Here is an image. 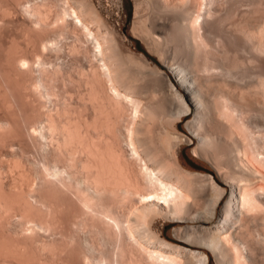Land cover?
I'll use <instances>...</instances> for the list:
<instances>
[{
    "label": "bare ground",
    "instance_id": "6f19581e",
    "mask_svg": "<svg viewBox=\"0 0 264 264\" xmlns=\"http://www.w3.org/2000/svg\"><path fill=\"white\" fill-rule=\"evenodd\" d=\"M38 1L39 0H37V2L33 1L34 3L31 2V4L29 2V5L27 4L28 9L26 10H28V14L31 18L34 17L35 20L43 23L46 22L48 16H50L48 15L49 8L45 4L47 0L45 2L43 0L41 3ZM61 1L62 14H60V18L63 19V23L66 22V20H70L73 28H79L86 36L91 37L96 43L95 45L98 48L97 55H99L100 61L102 62L99 67H92L93 69H89V72L83 70L79 72L81 84H84L86 89V105H88L87 107L90 109V114L86 113L83 109L84 113H86V115L84 114L85 116L83 115V118L80 116L73 117L69 114V110L64 109L63 112H61V110L57 111L58 116L65 115H61L62 113H66L67 116L69 114V116L62 122L60 117L59 124L55 122L52 114H50L51 116L48 114L49 120L47 119L49 121V123H47L48 132L53 135L54 133L60 134V139L55 140V147H57L56 149L59 154L68 157L72 167H79L81 169L80 171L84 173L83 181L81 180L79 184L80 188L77 189L78 191H75L78 192V195L74 193L76 194L74 195L75 197H79L82 210L85 214L84 218L80 220L82 225L87 226L85 225L87 224L85 223L87 220L88 223L90 221L93 224L95 223L94 228L96 227L97 229H91V233L95 231L98 233L104 230L106 232L109 231L110 234L112 229V232L115 230L114 233L121 237L122 232L125 231L127 234L126 237L130 240L129 242H131L130 244H132L133 249H131V245L128 246L130 249L126 247L122 248V246L119 247V250H116V252L119 251V255L117 258L115 257L118 264H206L207 254L204 251L172 243L153 231L151 225L152 221L170 218L181 219L188 223L184 228L181 226L184 230L183 236H185L187 240L207 245L217 256L220 255L222 259L224 256L228 261V263L226 262L227 264H244L243 259L245 256L243 255L244 252L241 250V246L243 245H239L238 241H236L237 239L235 236L238 233L235 231L237 234L233 235V227L231 229L229 224L233 218L236 219L237 217H241L238 214V210L240 208L243 210V207H246L248 202H250L249 206H247L248 209L249 207L252 209L260 207L259 204L262 203V198L264 197L262 196L261 198L260 195V199L259 196L255 195H257L256 188L259 189V187L263 188L264 186V173L259 171V169L253 168L252 164L249 162V156H253L255 159L257 149L260 148H257L259 146L256 147L257 149L250 147V144L253 143L247 141V133L246 137L245 135L242 137L240 136L241 133L239 134L235 116L236 112H240L239 114L247 113V110H249L251 106L249 105L248 107L247 105V99L250 97H252L251 99L254 98L259 108L264 107V77L257 76L258 78L254 83L252 82L250 86H248V84L247 87L243 86L244 88H241L242 86H231L228 85V83H217L209 88H212L211 93H207L209 91V89L207 90L208 86L206 89L203 87L207 90V92L203 93L202 87L199 85L202 83H199L197 80L198 84L195 80L196 78L188 76L189 74L184 67L174 63V61H166L162 63V65L168 68V71L174 75L176 85L171 81L166 72H161L164 74L163 76L167 78L168 90L172 92V95L176 94L178 99L181 100L180 102H182L183 107L180 106L182 109H180L181 107H173L170 103V105H168V102H165L168 101L164 98L165 95H163L164 97L162 98L165 99L164 102L160 104L144 101L145 99L142 101L143 96L141 97L140 95L141 88H134L131 82L126 80V78L124 80L121 71L123 68L121 64L124 63L122 62L121 51L119 52L118 45L108 31L109 29H106L105 22H103L96 9L87 0ZM158 1L166 10L171 9L176 12L184 11L185 14L188 13L186 14L187 16L192 13L193 17H190V19L192 18L191 21L187 19V16H182L180 22H178L179 25L185 30H188L189 33L196 27L195 24L198 23L197 19L203 15L200 11L202 8V0H199L198 5L194 4L195 6L197 5L196 9L193 6L195 11L192 10V0ZM11 2L21 4V0H13ZM5 10L6 9H4V11ZM1 11H3V9H1ZM194 12H196V14ZM182 14L183 13H181V15ZM202 21L204 22V20ZM198 25H201V23H198L197 26ZM25 32L27 35H24L28 36V32ZM242 32L246 35L244 36L245 39L251 42L250 48H252L253 51L258 55L259 53H264V21L259 25L253 26L252 29H242ZM251 32L257 35L254 34V36H251ZM47 45L49 44H41L42 51L46 49ZM8 49H10V47L7 48V50ZM7 50L5 53L7 55H5V60L8 62H5L7 63L6 66H10L7 68V71L10 70L14 72L13 79L16 78V82L22 84L23 88H20V83L14 81L15 87L18 84L15 90L20 88L21 91L22 89L24 91L28 87L25 86L28 80L22 75L31 70L30 66H32V62L25 56L16 55L15 57V54L11 53L12 50H8L9 52ZM141 56H143V54H141ZM44 59L43 56L39 55V70L44 74L45 78H51V73L53 74L55 71L52 69V71H50L46 68V61H44ZM10 71H8V73ZM261 75L263 74L261 73ZM43 77H41V79ZM25 82L27 83L24 84ZM40 82L42 85L47 84L46 79V83L41 80ZM178 87L183 89L184 95L180 92ZM0 95L2 96V94ZM4 100L3 102L9 110L10 108ZM189 109L193 110L194 118L187 119L185 123L197 139V145L194 147V151L200 152L202 147L204 149L205 146H211L213 143L220 145L222 148L221 151H223V158L222 160L219 159L222 164L227 167H224V169L226 168L225 175L227 174L229 178L227 179L225 177L224 180H227L230 184L231 190L227 200H225L221 207L220 205L222 197L225 194V187L217 184L213 177L208 175L211 188L209 193H206V188L203 189L197 184V180L195 181L194 178L196 177L193 178L195 174L182 167L176 153V148L182 140L181 136L176 132L177 121L182 115L187 113ZM128 110L129 112L127 113ZM259 118L261 119V117ZM165 121L169 122L171 127L167 128L168 125L164 124ZM245 122L248 123V125L244 127L245 132L251 134V132H253L252 128H256L257 130L254 131H257V133L264 130L262 127L264 125L261 121H254L255 123H251L252 121L248 119V121ZM11 129L12 126L10 123H1L0 139H3L1 136L9 132L11 133ZM30 129L32 134H36V127L34 125H31ZM39 134H41V132ZM257 141L259 142V140ZM257 153L260 152L258 151ZM1 161L4 162L2 159L0 162ZM6 162L8 163L9 160ZM6 162H4L5 168L17 169L16 171L20 179L17 177L18 179H14V182L17 183L19 182L17 180H21L22 183L20 184L22 185L18 191H15V193L13 192L14 194L12 193L13 195L10 193V196H8L9 193H6L8 195H4L5 191L2 192L0 188V212H8V210H11V213L12 210H15V213L17 212V215L20 217L19 220L21 219L24 221L23 224L27 226V229L25 228L26 226L23 227V230L24 228L27 230L26 235H28L29 239L33 237L35 239V236L39 234L38 231L41 229L43 230V228L44 230L47 229L45 227L48 226L46 223L49 221L45 223V219L43 221L42 219L37 220L40 218H38V215H42L43 213L41 218H46L47 216L52 217L56 209L49 201L50 198L48 195L49 189H51L47 184L49 183V178L47 180L46 177H43V183L38 187L33 183V179L28 175V172L23 169L24 167H21L22 165L20 162H9L12 165L6 164ZM221 162L219 161V163ZM76 169L77 168H75V170ZM5 170L7 169H4V171ZM55 172L56 174L54 173V175H57V170ZM203 177L205 178V176ZM255 186L257 187L255 188ZM0 187H2V185ZM29 191L30 193L37 192L39 198H31L33 201L30 200ZM69 191L71 192V189H69ZM249 196L252 197L251 201L249 200ZM234 201H236V203ZM238 206L239 208H237ZM259 213L261 212L259 211ZM45 214L47 215L44 217ZM1 215L3 216L4 213ZM7 215L10 214L7 213ZM241 215V219H243V212ZM238 219L239 218L236 220ZM241 219L240 222L242 221ZM235 221L232 223L234 227L238 226H235ZM51 222L49 221L48 223L51 224ZM28 223H30L31 226ZM100 223L106 224L105 227L100 228L98 225L96 226V224L100 225ZM242 223L243 226H245L246 223L243 221ZM28 225L31 228H29ZM50 226L56 228V226L52 224ZM243 226L241 227L243 228ZM52 227H48V229ZM70 235H68V239L70 238L69 241L72 243V235ZM94 235L96 234L94 233ZM93 240L91 241L93 242ZM73 243L75 242L73 241ZM98 244L102 245L101 242ZM96 245H87L88 249L85 250L86 252L84 251V255L82 254L84 258L83 261L86 264H113L114 260L111 262V258L114 256L110 259L107 258L104 248ZM21 246L22 245L14 244V242L13 244L6 243L3 241V238L0 240L1 253H8L11 256L18 257L17 260L21 263L23 262L22 264H38V262L35 261L36 259L34 260L33 258L27 257L23 246ZM39 247L45 250L49 248L50 250L49 245H46V243Z\"/></svg>",
    "mask_w": 264,
    "mask_h": 264
},
{
    "label": "rangeland",
    "instance_id": "374dc122",
    "mask_svg": "<svg viewBox=\"0 0 264 264\" xmlns=\"http://www.w3.org/2000/svg\"><path fill=\"white\" fill-rule=\"evenodd\" d=\"M11 1L13 0H0V94H2V96L0 95L2 98H0V124L8 122L12 126L11 133L9 132L8 134L1 136L3 139H0V160L2 159L4 162L9 160L11 163H13V161L20 162L22 165L21 167H24L23 169L28 172V175L33 179V183L38 187L42 185L44 180L43 177H46L47 180L49 178V183H47L49 188H51L49 189L48 195L50 198L49 201L56 207L54 213L57 217L54 213L52 217L47 216L46 218H41L43 213L42 215H38V218H40L37 220L42 219L43 221L45 219V223L48 220L50 222L52 220L51 224L56 226V228L50 226L51 224L48 223V221L46 223L48 226L45 224L47 226L45 228L47 229L44 230L43 228L44 231L41 229L38 231L39 234L37 233L38 235L35 236V239L34 237H30L32 239H29L28 235H26L27 226L23 224L24 221L21 219L19 220L20 217L17 215V212L15 213V210H12L11 213V210H8V212H0V215L4 213L3 216H0V240L3 238V241L6 243L13 244L14 242V244L22 245L27 257L33 258L34 260L36 259L35 261L38 262V264H86L83 261L84 258L82 254L88 249L87 245L94 246V244L104 248L107 258L110 259L114 256L111 258V262L114 260L113 264H116V258L119 255V251L116 252V250H119V247L121 246L122 248L126 247L127 249H130L132 244H130V240L127 239L128 237H126L127 234L125 231L122 232L123 236L121 235V237L114 233V229V232H112L111 229V236L109 231L106 232L104 230H102V232L99 231L101 233H96L95 231L94 233L96 235H94V233L91 232L92 230L97 229L96 227L94 228L95 223L93 224L90 221L89 223L92 225L91 226L87 220V222H85L87 223L85 224L87 226L82 225L80 220L84 218L85 214L82 210L79 197H75L74 195H78V192L75 191H78L77 189L80 188L79 184L81 183V180L83 181L84 173L83 171H80L81 169L79 167H72L68 157L59 154L56 149L57 147H55V140L60 139V134L58 135V133H54L53 135L49 133L47 125V123H49L48 114L49 116L52 114L56 123H60V120L61 122L64 121L69 114L73 117L80 116L81 118H83L86 113L90 114V109L87 107L88 105H86V89L84 84H81L79 72L82 70L89 72V69L91 70L101 65L100 63L102 62L100 61L99 55H97L98 48L91 37L86 36L79 28H73L70 20H66V22L63 23V19L60 18V14H62L61 0H44V2H47H45V4L49 8L48 15L51 16H48L46 22H43L44 24L35 20L34 17L31 18L28 14V10H26L28 9L27 6L29 5V2L31 4V2L34 3L37 2V0H21V4H16ZM41 1L43 2V0H39L38 2L41 3ZM87 1L100 14L103 22H105L106 29H109L108 31L118 45V50L119 52L121 51L122 62H124L121 64L123 67H121V71L124 80L126 78V80L133 84L134 88H141V92L140 90L139 92L141 97L143 96L142 101L145 99L144 101L160 104L166 99L168 101L165 102H168V105L172 104L173 107L177 108H180L181 106L183 107L178 96L176 94L172 95V92L168 90L167 78L162 74V72H166L171 81L176 85L174 75L168 71V68L162 65V63H165L166 61H174V63L184 67L189 74L188 76L196 78L195 80L197 83L198 81L199 83H202L198 84L202 87L201 89L203 93L207 92L212 85L217 83H228V85L231 86H242L241 88H244L247 87L248 84V86H250L252 82L254 83L258 78L257 76L264 77V53H259L258 55L253 51V49L250 48L251 42L248 41V39H245L244 36L246 35L242 32V29H252L253 26L259 25L264 21V0H202V8L200 11L203 15L197 19L198 23H201V25L197 26L198 23L196 22V27L191 33L182 28L178 23L180 22V18H182V16H187L186 14L188 13L185 14L184 11L176 12L171 9L166 10L158 0ZM198 3L199 0L191 1L193 11H195L193 6L196 9ZM194 4L197 5L195 6ZM1 9H3V11H1ZM4 9L6 10L4 11ZM128 12L129 16L127 17ZM181 13L183 14L181 15ZM194 13L196 14V12ZM191 15L192 13L187 16L189 21L192 20L190 17H193V15ZM202 20H204V22ZM25 31L28 32V36H25L27 35ZM254 34L257 35L256 33L252 34L251 32V36H254ZM42 43L49 44L46 49L43 50L44 52L41 49ZM9 47L10 49L8 50H12L13 52L11 51V53H14L15 57L16 55L25 56L32 62V66H30L31 70L29 69V72L22 75L28 80V83H24H27L25 86L29 87L24 91L23 89L22 91L20 89L22 84L16 82V78V80L13 79L14 72L8 70L10 71L9 74L7 71V68L10 66H6V62L8 61L5 60V57L7 56L5 53ZM140 49L146 51L149 56ZM141 54H143V56H141ZM39 55L43 56V59L46 58L44 59V61H46V68L50 71H55V73H51V78H45L44 74L40 72L38 65ZM151 57L156 59L157 62ZM261 73L263 75H261ZM41 77H43L42 79L44 80H42ZM45 79L47 84L42 85L40 80L46 83ZM14 81L20 83L19 90H15L18 84L15 87ZM203 87L205 89L207 88V90ZM178 89L184 95L183 89L180 87H178ZM209 91L207 93H211L212 88L209 89ZM163 95H165V97ZM3 97L6 100H4ZM163 97L165 99H162ZM251 98L252 97L247 99L248 107L251 105L249 107L250 109L247 110V113H241V115L239 114L240 112H236V124L238 125V131L239 134L241 133V137L244 135L246 137L247 133V141L253 143L250 144V147L255 149L259 146L257 148L261 149L256 148L257 152H260H256V160L253 156H249L250 159L248 160L253 168L259 169V171L264 173V130L257 133V131H254L257 129L252 128L253 132H251V134L244 131V127L248 125L245 121H248V119L249 121H252L251 123L254 121H261L264 125V107L259 108L254 101V98ZM3 100L8 104L7 106H9V110ZM182 107L180 109H182ZM64 109L69 110L70 113L68 116L66 113H62L61 115H65L60 116V118L57 111L61 110V112H63ZM83 109L86 113H84ZM128 112L129 110L127 113ZM259 117H261V119ZM191 118H194V112L189 109V111L182 115L177 121L176 132H178L182 139L181 143L176 148L179 162L182 167L195 174H193V178L196 177L194 179L195 181L197 180V184L203 189L206 188V193H209L211 188L208 175H211L217 184L225 187V194L221 200V207L225 200H227L231 190L230 184L227 180H224L225 177L227 179L229 177L227 174L225 175L227 167L221 162L223 158V151H221L222 148L217 143H213L211 146H205L204 149L202 147L200 152H195L194 147L197 145V139L185 123L187 122V119ZM164 124L168 125L167 128L171 127L167 121H165ZM31 125L36 127V134L31 133ZM262 127L264 128V126ZM40 132L41 134H39ZM257 140H259V142ZM219 161L221 163H219ZM1 162L0 186L2 185V187L0 188L2 192L5 191L4 195H8L6 193H9L8 196H10V193L13 195L15 191L20 189V186L22 185L20 183L22 182L21 180H17L19 181L17 182L19 184L14 182L18 177L16 168H5V163ZM9 162H6V164L10 165L11 163ZM224 167L226 168L224 169ZM75 168L79 170L76 169L78 173ZM4 169L7 170L4 171ZM55 169L58 172L57 175H54V173L56 174ZM203 176H205V178ZM18 178L20 179V177ZM256 187L257 186H255V188ZM263 188L259 187L260 191L256 188L257 193H255L257 195L255 196H259L260 198L261 195V198L262 196L264 197ZM69 189H71V192ZM29 194L30 200L39 198L37 192L30 193L29 191ZM250 196L249 200L251 201L252 197ZM263 200L264 198H262V203L259 204V208L252 209L249 207L248 209L247 206L250 204V202H248L247 206L243 207V210L240 208L242 211L237 209L239 212L236 211L241 217L243 212L244 218L241 219V217H237L239 218L238 220H236L237 218H233V222L231 220L229 224L231 229L233 227V235L238 233L235 236L237 240L235 238L233 239L238 241L239 245H243L241 246V250L244 252L243 255L245 256L243 259L244 261L242 260L244 264L245 261L246 264H264ZM234 202L236 203V201ZM237 208H239V206ZM259 211L261 213H259ZM7 213L10 215H7ZM46 215L47 214H45L44 217ZM240 219L246 223H244L245 226H243L242 221L240 222ZM234 221L235 226H238H233L234 224L232 223H234ZM187 224V222H184L181 219L170 218L166 220L156 219L152 221L151 225L153 231L157 235H160L162 238H165L172 243L204 251L207 254L206 264L228 263L224 256L223 260L219 254V256H217L215 252H212L207 245L187 240L185 236H183V228ZM97 225L98 227L103 228L106 224L104 225L100 223V225L96 224V226ZM30 226L29 228H31ZM241 226H243V228ZM23 227L26 229L24 228L23 230ZM48 227L52 228L48 229ZM70 234L72 235V243L69 241L70 238L68 239V235ZM91 240H93V242ZM73 241L75 243H73ZM99 241L102 245L98 244L100 243ZM44 243L49 245L50 250L47 248L49 251L39 247ZM131 249H133V247ZM17 258L18 257L11 256L8 253L4 254L0 252V264H22L23 262L21 263Z\"/></svg>",
    "mask_w": 264,
    "mask_h": 264
},
{
    "label": "trees",
    "instance_id": "16d2710c",
    "mask_svg": "<svg viewBox=\"0 0 264 264\" xmlns=\"http://www.w3.org/2000/svg\"><path fill=\"white\" fill-rule=\"evenodd\" d=\"M129 16V12H128V14H127V17ZM135 42H137V41H135ZM140 50H142V52H144L146 55H148L147 53H146V51H144L143 49H140ZM149 56V55H148ZM155 62H157L156 61V59H154L153 57H151Z\"/></svg>",
    "mask_w": 264,
    "mask_h": 264
}]
</instances>
